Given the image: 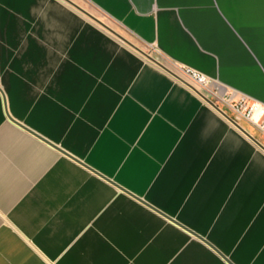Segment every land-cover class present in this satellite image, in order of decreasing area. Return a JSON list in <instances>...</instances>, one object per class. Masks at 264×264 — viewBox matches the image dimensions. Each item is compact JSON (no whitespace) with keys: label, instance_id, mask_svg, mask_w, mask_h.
I'll use <instances>...</instances> for the list:
<instances>
[{"label":"crops","instance_id":"crops-1","mask_svg":"<svg viewBox=\"0 0 264 264\" xmlns=\"http://www.w3.org/2000/svg\"><path fill=\"white\" fill-rule=\"evenodd\" d=\"M73 1L264 104V0ZM0 264H264V151L66 0H0Z\"/></svg>","mask_w":264,"mask_h":264},{"label":"built area","instance_id":"built-area-1","mask_svg":"<svg viewBox=\"0 0 264 264\" xmlns=\"http://www.w3.org/2000/svg\"><path fill=\"white\" fill-rule=\"evenodd\" d=\"M147 51V50H146ZM155 56L154 51H150ZM172 69L181 77L190 82L202 94L214 100L221 108L228 112L240 123V120H246L256 131L254 135L264 146V104L257 100H248L247 98L233 99L230 94L223 93L220 88L215 87L213 80L204 72L188 66H177ZM199 96L204 97L195 89ZM206 101V100H205ZM207 102V101H206ZM259 146V145H258ZM263 151L264 147L259 146Z\"/></svg>","mask_w":264,"mask_h":264},{"label":"water","instance_id":"water-1","mask_svg":"<svg viewBox=\"0 0 264 264\" xmlns=\"http://www.w3.org/2000/svg\"><path fill=\"white\" fill-rule=\"evenodd\" d=\"M67 2H69L70 4H72L73 6H75L77 9H79L80 11L84 12L85 14H87L88 16H90L93 20H95L96 22H98L100 25H102L103 27H105L107 30H109L110 32H112L113 34H115L117 37H119L121 40H123L124 42L128 43L129 45H131L132 47H134L135 49L139 50L141 53H143L147 58H149L151 61H153L154 63L158 64L159 66H161L163 69L167 70L168 72H170L172 75H174L176 78H178L180 81L184 82L185 84H187L188 86H190L191 88L195 89L196 91H198L203 97L204 99L210 104L212 105L217 111H219L221 114H223L228 120H230L235 126H237L240 130H242L245 134H247L257 145L264 147L259 140L251 133L249 132L244 126H242L237 120H235L234 117H232L228 112H226L223 108H221L214 100H212L211 98L207 97L206 95L202 94L199 90H197V88H195V86H193L190 82H188L187 80H185L183 77H181L178 73H176L175 71H173L170 67H168L165 63H163L161 60H159L157 57H155L154 55H152L151 53H149L148 51H146L145 49H143L142 47L138 46L137 44H135L134 42H132L131 40H129L128 38H126L124 35H122L120 32H118L117 30H115L113 27H111L109 24H107L106 22H104L102 19H100L99 17H97L96 15H94L93 13H91L90 11L86 10L85 8H83L82 6H80L79 4H77L76 2H74L73 0H66ZM64 151V150H63ZM142 199V198H141ZM145 201V200H143ZM171 220L181 224L180 222H178V220H176L173 217L168 216ZM183 225V224H181ZM184 226V225H183ZM185 228H187L189 231H191L194 235L200 237L201 239L205 240L207 243H209L210 245H212L208 240H206L203 236H201L200 234L194 232L193 230H191L190 228H188L187 226H184ZM224 255V254H223ZM226 257V256H225Z\"/></svg>","mask_w":264,"mask_h":264},{"label":"bare ground","instance_id":"bare-ground-1","mask_svg":"<svg viewBox=\"0 0 264 264\" xmlns=\"http://www.w3.org/2000/svg\"><path fill=\"white\" fill-rule=\"evenodd\" d=\"M184 78H186V76H183ZM187 79V78H186ZM188 80V79H187Z\"/></svg>","mask_w":264,"mask_h":264},{"label":"rangeland","instance_id":"rangeland-1","mask_svg":"<svg viewBox=\"0 0 264 264\" xmlns=\"http://www.w3.org/2000/svg\"><path fill=\"white\" fill-rule=\"evenodd\" d=\"M155 57H156V56H155ZM173 69H177V68L174 67Z\"/></svg>","mask_w":264,"mask_h":264}]
</instances>
